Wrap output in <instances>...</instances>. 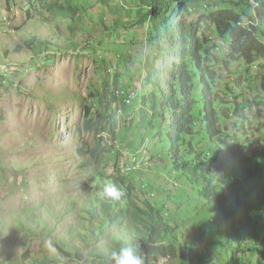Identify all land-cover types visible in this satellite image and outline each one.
Listing matches in <instances>:
<instances>
[{"label": "trees", "instance_id": "trees-1", "mask_svg": "<svg viewBox=\"0 0 264 264\" xmlns=\"http://www.w3.org/2000/svg\"><path fill=\"white\" fill-rule=\"evenodd\" d=\"M5 1L8 9L16 7L24 16L22 26H54L49 39L26 40L36 56L52 48L63 52L60 25L74 38L87 33V15L93 17L92 24L98 19L96 25L103 24L109 34L144 28L153 56L145 60L143 94L130 103L139 110L132 120L120 119L116 106L121 103L126 110L128 96L137 90H121L125 81L119 75L114 82L104 78L83 107L84 129L98 133L96 147L85 144L79 155L84 170L94 169L86 184L92 202L78 212L76 224L70 223L68 239L57 241L51 228L41 229L46 223L42 217L53 215L44 204L31 213L19 211L17 228L23 231L24 243L36 242L42 251L40 238L47 236L57 252L51 258L42 251L36 259L26 251L20 260L0 264H57L65 257L81 262L86 256L115 264L113 250L128 245L141 264H155L160 257L176 264H264L263 120L252 111L243 114L247 104L233 85L224 84L219 72L229 63L242 66L252 83V69L261 61L264 68V0ZM106 14L115 19L110 25ZM24 27L17 31L28 36ZM214 51L221 53L220 64L213 61ZM261 80L264 89V77ZM254 102L264 107V100ZM252 124L260 134L252 135ZM102 132L107 139L99 138ZM119 133L148 145L143 157L148 169L166 175L163 186L156 187L157 195L152 185L135 181L138 170L126 171L118 164L106 168L107 157L117 152L110 142ZM106 180L122 188L120 201L109 203L94 195ZM194 213H207L209 219L185 231L182 225ZM33 216L42 219L35 227ZM62 218L59 214L53 221L61 226ZM196 227L203 232L204 245L211 246L206 260L205 249L203 255L195 254L198 245L191 236Z\"/></svg>", "mask_w": 264, "mask_h": 264}, {"label": "rangeland", "instance_id": "rangeland-1", "mask_svg": "<svg viewBox=\"0 0 264 264\" xmlns=\"http://www.w3.org/2000/svg\"><path fill=\"white\" fill-rule=\"evenodd\" d=\"M105 17L107 25L115 21L107 14ZM85 19L87 33L79 34L76 38L65 26L56 24L60 25L64 35V42L61 43L63 52L52 48L53 52L36 56L27 47L26 40L30 41L34 36L49 39L54 26L28 24L24 27V16L18 9H8L6 1L0 0V262L20 260L26 251L36 259L42 257V251L51 258L57 252L53 246L54 240L47 236L40 238L44 241L42 251L36 242L24 243L23 231L17 228L19 211L30 210L31 213L44 204L53 211V215L48 219L42 217L46 223L42 224L41 229L51 228L58 241L60 237L68 239V230L73 228L70 223L76 224L78 212L92 202L86 184L93 176L94 169L84 170L83 160L79 156L85 144L90 149L97 144L98 133L84 129L83 107L88 103L90 94L100 88L104 78L108 77L114 82L117 75L121 81H125L121 90L136 89L138 98L143 94L145 60L153 56L147 42L148 31L139 26L120 28L118 32L109 34L103 24L96 25L98 19H95V24L91 23L93 17L90 15ZM21 27L27 28L28 36L18 33L17 29ZM209 34L217 41L211 29ZM17 48H20L19 53L16 52ZM221 58L219 51L213 52L215 64H220ZM262 63L258 62V68L251 71L252 83H248L242 66L229 63L226 71L219 72L224 84L233 85L240 99L249 105L243 114L248 115L252 110V114L263 120L264 128V107L257 108L254 102L264 100ZM105 67L109 74L105 73ZM257 76L261 78L257 79ZM126 106L124 110L120 103L116 108L120 119L130 121L134 112L139 110L132 104ZM79 130L82 131L81 135L77 133ZM251 133L256 136L260 134V129L252 124ZM107 137V133L99 135V138ZM110 146L116 149L118 155L107 157L106 168L118 164L125 169L130 159L139 155L143 162L141 168L135 171V181L152 185L153 193L157 195L156 187L163 186L161 178L166 179V175L156 173L153 168L148 169L150 164L146 165L147 158H143L148 145L135 136L119 133ZM84 157L88 161L91 159L89 154H84ZM74 204L76 207H73ZM27 214L23 217L26 218ZM59 214L63 216L61 226L53 221ZM207 216V213L201 216L194 213L182 227L186 231L190 225L203 226L209 219ZM33 218L35 227L41 218ZM201 235L203 232L198 228L193 231L191 239L198 245L195 254L201 255L205 249L202 255L206 260L211 246L204 245ZM57 264L103 263L86 256L81 262L65 257L59 259ZM155 264L176 262L160 257Z\"/></svg>", "mask_w": 264, "mask_h": 264}, {"label": "clouds", "instance_id": "clouds-1", "mask_svg": "<svg viewBox=\"0 0 264 264\" xmlns=\"http://www.w3.org/2000/svg\"><path fill=\"white\" fill-rule=\"evenodd\" d=\"M256 68H258L257 65L254 67V69H256ZM135 98H136V94L131 93L128 96V100H126L127 104H130L131 101ZM247 106L249 107L248 104H247ZM249 114H248V116H249ZM262 133H263V131H262ZM138 156L139 155H134L130 159L129 164L125 168L126 171L138 170L141 168L142 160H140L138 158ZM94 195L96 197H98L100 200H103V201L109 202V203H113V202L120 201L122 199L124 193H123L122 188L120 186H118L116 183H114L112 180H106L103 183L100 190L98 192H95ZM112 260L115 262V264H141L140 259L135 255L134 248L130 245L121 246L118 249L113 250Z\"/></svg>", "mask_w": 264, "mask_h": 264}]
</instances>
